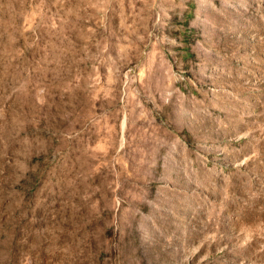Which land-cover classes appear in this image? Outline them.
Wrapping results in <instances>:
<instances>
[{
  "label": "rangeland",
  "instance_id": "obj_1",
  "mask_svg": "<svg viewBox=\"0 0 264 264\" xmlns=\"http://www.w3.org/2000/svg\"><path fill=\"white\" fill-rule=\"evenodd\" d=\"M0 264H264V0H0Z\"/></svg>",
  "mask_w": 264,
  "mask_h": 264
}]
</instances>
